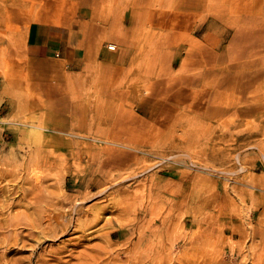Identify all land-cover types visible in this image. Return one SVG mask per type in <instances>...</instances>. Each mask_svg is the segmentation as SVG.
I'll list each match as a JSON object with an SVG mask.
<instances>
[{
  "label": "rangeland",
  "instance_id": "1",
  "mask_svg": "<svg viewBox=\"0 0 264 264\" xmlns=\"http://www.w3.org/2000/svg\"><path fill=\"white\" fill-rule=\"evenodd\" d=\"M0 218L2 261L264 264V0H0Z\"/></svg>",
  "mask_w": 264,
  "mask_h": 264
},
{
  "label": "crops",
  "instance_id": "2",
  "mask_svg": "<svg viewBox=\"0 0 264 264\" xmlns=\"http://www.w3.org/2000/svg\"><path fill=\"white\" fill-rule=\"evenodd\" d=\"M64 36L63 29L59 27L45 24L34 25L28 41L29 54L43 57L56 52L60 55V50L65 54Z\"/></svg>",
  "mask_w": 264,
  "mask_h": 264
},
{
  "label": "bare ground",
  "instance_id": "3",
  "mask_svg": "<svg viewBox=\"0 0 264 264\" xmlns=\"http://www.w3.org/2000/svg\"><path fill=\"white\" fill-rule=\"evenodd\" d=\"M35 174H37L36 176L38 177V173H35ZM12 202L13 201L7 202L6 205H10ZM11 220H12V222L9 223V224H11V225L18 224L17 221L20 220L19 215L18 214L13 215L12 218H11ZM7 222H8L7 219H1L0 218V227H1V229H7ZM39 226H40V221H38L37 223H33V227H39ZM14 231L16 232L15 239L14 240H7V239H5L3 241H0V242L4 243L6 245L7 252L20 251L27 244V240L25 239V236H23V235L22 236H19V234H21V233L19 231H16L15 228H14ZM46 240H48V239L46 238ZM44 242H46V241H39V240L37 241V243H39L40 247L42 246V244ZM35 244L33 245V247L36 246ZM30 246H31V243H30ZM35 251H37V249ZM18 258H21L22 259V257H18ZM18 258H16V259H18ZM14 259L15 258H13L12 260H10V259L8 260L7 259V261L0 260V264H24V261L25 260H21V259L20 260H16V259L14 260ZM35 262H37V261H35ZM31 263L32 264H48V262H46V260L45 261L44 260H39L37 263H34L32 257L29 260V264H31ZM132 264H135V263H132Z\"/></svg>",
  "mask_w": 264,
  "mask_h": 264
},
{
  "label": "built area",
  "instance_id": "4",
  "mask_svg": "<svg viewBox=\"0 0 264 264\" xmlns=\"http://www.w3.org/2000/svg\"><path fill=\"white\" fill-rule=\"evenodd\" d=\"M108 47H109V49H115L116 48V45L111 44ZM57 55H59V54H57Z\"/></svg>",
  "mask_w": 264,
  "mask_h": 264
}]
</instances>
